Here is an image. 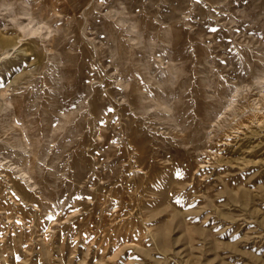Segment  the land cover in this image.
I'll list each match as a JSON object with an SVG mask.
<instances>
[{"label": "rangeland", "instance_id": "374dc122", "mask_svg": "<svg viewBox=\"0 0 264 264\" xmlns=\"http://www.w3.org/2000/svg\"><path fill=\"white\" fill-rule=\"evenodd\" d=\"M263 77L264 0H0V264H264Z\"/></svg>", "mask_w": 264, "mask_h": 264}, {"label": "bare ground", "instance_id": "6f19581e", "mask_svg": "<svg viewBox=\"0 0 264 264\" xmlns=\"http://www.w3.org/2000/svg\"><path fill=\"white\" fill-rule=\"evenodd\" d=\"M62 60V59H61ZM51 62H54V66L55 67H53L52 68V73H51V75H50V77H51V79L53 80V84L54 85H59L60 83H62L61 82V78H62V72H60V67H59V65H60V63H62V61H60V59H57V58H53L52 60H51ZM264 78V77H263ZM262 81H264V79L262 80ZM261 82V81H260ZM259 82V84H261ZM258 83H257V85H259ZM166 111V110H165ZM217 118V117H216ZM24 143L26 144V145H29V141H28V139H27V136L26 137H24ZM21 172H22V170H20ZM23 175L25 174L24 172L22 173ZM21 174V175H22ZM26 177V176H25ZM24 177V178H25ZM30 177V176H29ZM27 178V177H26ZM30 179V178H29Z\"/></svg>", "mask_w": 264, "mask_h": 264}]
</instances>
